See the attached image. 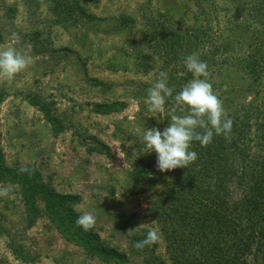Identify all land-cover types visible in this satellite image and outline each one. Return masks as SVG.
I'll list each match as a JSON object with an SVG mask.
<instances>
[{
    "label": "rangeland",
    "instance_id": "1",
    "mask_svg": "<svg viewBox=\"0 0 264 264\" xmlns=\"http://www.w3.org/2000/svg\"><path fill=\"white\" fill-rule=\"evenodd\" d=\"M216 1L223 26L227 0ZM158 10L164 17L168 10L173 17L187 16L188 27L196 4L0 0V50L11 46L31 57L11 80L0 77L5 162L39 170L41 180L57 192L79 194L73 210L94 214L91 230L126 254L122 264H180L154 205L166 177L156 167V153L136 147L130 138L137 128L143 133L146 126L162 124V112L149 111L145 103L161 63L146 39L145 15ZM113 100H125L128 107L109 114L94 110L96 103ZM0 188L9 190L0 196V264H121L92 256L60 234L42 200L40 213L31 215L20 185L2 180ZM149 230L159 240L138 249L136 242Z\"/></svg>",
    "mask_w": 264,
    "mask_h": 264
},
{
    "label": "trees",
    "instance_id": "2",
    "mask_svg": "<svg viewBox=\"0 0 264 264\" xmlns=\"http://www.w3.org/2000/svg\"><path fill=\"white\" fill-rule=\"evenodd\" d=\"M192 1V26L185 27L187 16L173 17L169 10L165 17L159 10L145 15L146 39L161 62L157 79L166 72L173 89L165 97L159 129L169 126L173 108L176 115L190 111L176 105L174 97L194 78L184 59L195 52L207 63L209 82L233 123L227 136L214 134L207 146L194 140L190 150L198 158L187 168L164 172L155 211L164 219L169 247L180 264H264V0H227L223 26L216 0ZM1 33L0 28V42ZM4 98L0 90V104ZM127 107V101L113 100L96 103L94 110L109 114ZM142 134L134 130L130 137L140 149L145 146ZM2 180L20 185L31 215L40 213L42 200L43 212L60 234L90 255L127 261L125 253L106 246L97 232L76 224L79 214L72 206L80 202L79 194L57 192L35 168L8 166L0 150Z\"/></svg>",
    "mask_w": 264,
    "mask_h": 264
},
{
    "label": "clouds",
    "instance_id": "3",
    "mask_svg": "<svg viewBox=\"0 0 264 264\" xmlns=\"http://www.w3.org/2000/svg\"><path fill=\"white\" fill-rule=\"evenodd\" d=\"M30 63V56L11 46L4 48L0 50V77L11 80ZM184 64L194 78L182 87L174 100L176 105H186L190 111L186 115H176V109L173 108L169 126L163 131L159 128H148L142 134V141L147 149L156 153V167L162 172L187 168L193 163L198 158L197 152L190 150L194 140L201 146H207L214 134L227 136L232 128L233 121L227 116L223 102L209 82L207 63L201 61L195 54H191L185 57ZM167 79V73L160 72L157 81L147 89L145 103L149 111H164L165 97L173 95V89L168 87ZM198 128L203 129V132H198ZM135 131L139 134L141 130L137 128ZM8 191L7 188H0V196H7ZM74 211L80 212V209L74 208ZM76 224L84 231H89L95 225V216L92 212H82L77 216ZM158 240V233L149 230L146 237L137 241L135 246L142 249Z\"/></svg>",
    "mask_w": 264,
    "mask_h": 264
}]
</instances>
